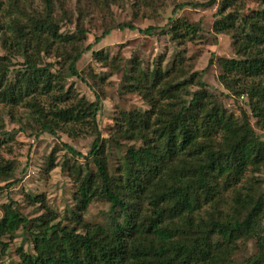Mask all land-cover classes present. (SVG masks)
<instances>
[{"label": "trees", "instance_id": "16d2710c", "mask_svg": "<svg viewBox=\"0 0 264 264\" xmlns=\"http://www.w3.org/2000/svg\"><path fill=\"white\" fill-rule=\"evenodd\" d=\"M4 1L0 33L7 53L0 55V102L24 105L39 123V132L59 128L73 133L77 127L97 132L88 155L65 145L74 156L92 157L96 166L94 171L87 168L78 186L76 226L42 220L33 232L31 220L14 202L2 205L0 241L21 226L31 231L33 252L19 248L18 264H264V191L256 193L252 186L256 172L264 168V139L247 111L235 117L201 77L196 80L194 73L187 78L182 56L178 67L151 71L133 59L124 69V84L151 108L120 111L108 138L120 155L112 168L98 127L100 99L76 100L64 85L66 76H81L77 62L92 49V44L80 42L86 30L79 29V36L61 33L55 0H42L44 11H29L20 0ZM247 1L218 2L214 28L232 33L238 55L218 59L220 79L237 94L249 96L252 113L264 127V0H253L259 6L249 11ZM6 11L11 18L5 19ZM118 27L135 29L131 23ZM197 29L170 20L169 32L175 37ZM49 54L64 60L65 72L53 70L54 63L44 59ZM93 55L106 59L98 51ZM16 57L22 58L18 67L13 65ZM189 82L199 89L186 100ZM126 141L133 144L123 149ZM3 144L0 140V152ZM53 164L51 158L49 167ZM14 171L13 162L0 155V184L5 183L0 190L15 184ZM94 199L110 204L106 223L83 219ZM241 238H256L258 251L237 261L232 256Z\"/></svg>", "mask_w": 264, "mask_h": 264}, {"label": "rangeland", "instance_id": "374dc122", "mask_svg": "<svg viewBox=\"0 0 264 264\" xmlns=\"http://www.w3.org/2000/svg\"><path fill=\"white\" fill-rule=\"evenodd\" d=\"M4 2L7 5L8 0ZM19 2L29 11L45 10L42 0ZM189 2L200 4L188 5ZM208 2L209 0H55L54 14L60 19V32L79 36L78 30L84 28L86 34L80 38V42L84 47L92 44V49L84 53L77 62L81 76H66L64 85L65 90L72 91L76 100L96 102L100 99L98 127L101 138H105L103 142L111 157L112 168L120 155L108 138L113 134L120 111H147L151 108L141 94L129 91L124 84V69L131 65L133 59H137L144 70L151 71L156 67L170 69L174 64L178 67L182 56L181 65L186 77L189 78L194 73L197 74L196 80L201 77L208 85V91L235 117H239L243 110L247 111L252 125L264 139V127L252 113L249 96L237 94L234 88H228L220 79L223 71L218 59L236 58L238 55L232 33H218L214 28L219 0L211 4ZM258 6V2L248 0L246 8L249 11ZM10 13H4L5 19L12 17ZM171 19L175 22L186 21L199 26V29L195 34L175 37L169 32ZM122 23H131L135 29H121L118 25ZM149 27L154 28L152 33L146 31ZM108 29L110 33L103 36ZM1 36L0 33V55H4L7 50L2 44ZM93 51L105 55L106 59H98ZM44 59L54 63V71L65 72L66 63L61 57L49 54L44 55ZM21 62V57L13 59L15 67L20 66ZM198 89L197 84L189 82L185 99L189 100ZM77 128L73 133L59 128L56 133L39 132V123L24 105L11 107L0 102V140L4 143L0 155L13 162L15 171L12 181H16L13 186L0 190V219L3 215L2 205L14 202V207L31 220L30 229L33 232L40 229L37 224L42 220H46L48 225L60 223L76 226L73 210L78 211V186L87 168L94 171L96 166L92 157L74 156L65 145L88 155L97 136L93 128ZM124 143L123 149H126L133 141ZM51 158L54 164L49 167ZM252 186L256 193L264 191V168L256 172ZM109 207L107 201L94 199L84 212L83 219L106 223ZM2 242L7 243L4 250ZM31 242V231L23 226L13 236H3L0 241V264H18L19 248L33 252ZM238 242L239 248L232 256L234 260L241 261L257 253L256 238H241Z\"/></svg>", "mask_w": 264, "mask_h": 264}]
</instances>
